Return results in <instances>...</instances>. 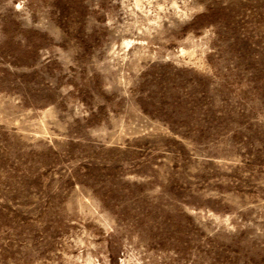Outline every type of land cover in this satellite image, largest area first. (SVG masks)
Instances as JSON below:
<instances>
[{
    "label": "rangeland",
    "instance_id": "rangeland-1",
    "mask_svg": "<svg viewBox=\"0 0 264 264\" xmlns=\"http://www.w3.org/2000/svg\"><path fill=\"white\" fill-rule=\"evenodd\" d=\"M0 264H264V0H0Z\"/></svg>",
    "mask_w": 264,
    "mask_h": 264
}]
</instances>
